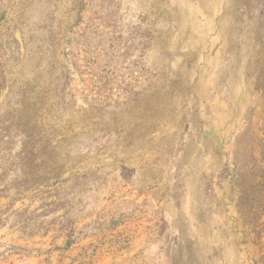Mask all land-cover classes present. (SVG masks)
<instances>
[{"label":"rangeland","instance_id":"1","mask_svg":"<svg viewBox=\"0 0 264 264\" xmlns=\"http://www.w3.org/2000/svg\"><path fill=\"white\" fill-rule=\"evenodd\" d=\"M80 241L264 264V0H0V264Z\"/></svg>","mask_w":264,"mask_h":264},{"label":"crops","instance_id":"2","mask_svg":"<svg viewBox=\"0 0 264 264\" xmlns=\"http://www.w3.org/2000/svg\"><path fill=\"white\" fill-rule=\"evenodd\" d=\"M94 247L89 242H76L69 246L67 252H62L58 257L49 255L50 262H30V264H147L146 262H135L132 252L122 258L121 252L117 256L116 249L107 244L93 251Z\"/></svg>","mask_w":264,"mask_h":264}]
</instances>
